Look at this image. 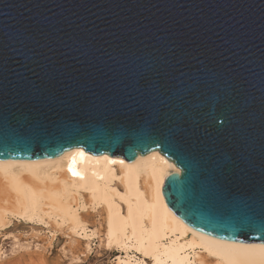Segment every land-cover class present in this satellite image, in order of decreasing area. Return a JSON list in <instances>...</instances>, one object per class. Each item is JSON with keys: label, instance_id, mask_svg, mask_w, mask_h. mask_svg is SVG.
I'll return each mask as SVG.
<instances>
[{"label": "water", "instance_id": "water-1", "mask_svg": "<svg viewBox=\"0 0 264 264\" xmlns=\"http://www.w3.org/2000/svg\"><path fill=\"white\" fill-rule=\"evenodd\" d=\"M75 147L158 151L179 218L264 244V0H0V160Z\"/></svg>", "mask_w": 264, "mask_h": 264}, {"label": "bare ground", "instance_id": "bare-ground-1", "mask_svg": "<svg viewBox=\"0 0 264 264\" xmlns=\"http://www.w3.org/2000/svg\"><path fill=\"white\" fill-rule=\"evenodd\" d=\"M180 172L158 151L130 164L83 147L54 158L0 160V234L16 219L51 221L87 241L89 251L99 233L89 230L79 211L90 203L105 215L101 236L108 248L118 250L116 264H264V244L207 236L175 214L163 184ZM5 257L1 252L0 259Z\"/></svg>", "mask_w": 264, "mask_h": 264}, {"label": "rangeland", "instance_id": "rangeland-1", "mask_svg": "<svg viewBox=\"0 0 264 264\" xmlns=\"http://www.w3.org/2000/svg\"><path fill=\"white\" fill-rule=\"evenodd\" d=\"M114 185L110 184V187ZM83 193L86 205L89 202L88 195ZM88 204L87 209H80L79 213L88 223L89 230H98L96 233H99V237L90 243L92 245L89 251L87 241L65 230L60 231L51 221L46 224L16 219L0 234V253L5 251L7 257L0 259V264H116L118 250L108 248L104 236H101L104 232L102 225L105 215L100 209L88 207ZM13 241H17L16 246ZM29 244L31 246H28ZM208 259L210 258H207L210 262L211 259Z\"/></svg>", "mask_w": 264, "mask_h": 264}]
</instances>
